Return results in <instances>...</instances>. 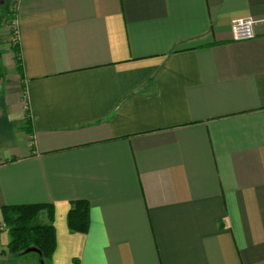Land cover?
<instances>
[{"label":"crops","instance_id":"crops-1","mask_svg":"<svg viewBox=\"0 0 264 264\" xmlns=\"http://www.w3.org/2000/svg\"><path fill=\"white\" fill-rule=\"evenodd\" d=\"M16 26L0 219L53 206L52 264H264V0H18Z\"/></svg>","mask_w":264,"mask_h":264},{"label":"trees","instance_id":"trees-1","mask_svg":"<svg viewBox=\"0 0 264 264\" xmlns=\"http://www.w3.org/2000/svg\"><path fill=\"white\" fill-rule=\"evenodd\" d=\"M5 10L7 11L8 20L12 18V23L16 24V12L18 0L15 7L12 8L11 0H3ZM15 33L18 31L17 26L13 27ZM16 41V40H15ZM12 44L11 49L16 62V69H21V55L19 48V38ZM26 95L24 100L26 102ZM28 119V118H27ZM45 212L47 214L48 223H40V216ZM55 211L53 206L49 205H28V206H12L2 209L1 220L10 228L9 233L11 241L7 246V251L1 254H9L10 256H21L24 251L35 247L42 252V258L46 264H52L53 256L57 249V232L54 227ZM67 225L72 233H87L90 226V205L87 201L79 200L71 204V208L67 215ZM36 254V253H35ZM38 264L40 257L38 254Z\"/></svg>","mask_w":264,"mask_h":264},{"label":"rangeland","instance_id":"rangeland-1","mask_svg":"<svg viewBox=\"0 0 264 264\" xmlns=\"http://www.w3.org/2000/svg\"><path fill=\"white\" fill-rule=\"evenodd\" d=\"M0 0V91L6 88L8 82L12 79L14 74V68L11 65V61L8 57L11 54V50L8 47L9 44L12 46L14 41L18 40L19 33H15L13 27L16 24L12 23V18L9 20L5 5H2ZM16 0L9 1L11 7H15ZM15 41V42H16ZM43 215V214H42ZM40 223L46 224V218L40 216ZM9 226L0 219V264H38V258L35 253L23 254L21 256H10L9 254H1L3 251H7L6 248L11 241L9 233Z\"/></svg>","mask_w":264,"mask_h":264},{"label":"built area","instance_id":"built-area-1","mask_svg":"<svg viewBox=\"0 0 264 264\" xmlns=\"http://www.w3.org/2000/svg\"><path fill=\"white\" fill-rule=\"evenodd\" d=\"M255 22L254 19L250 18L236 19L232 26L234 41H246L255 38ZM16 33L18 34V31Z\"/></svg>","mask_w":264,"mask_h":264},{"label":"water","instance_id":"water-1","mask_svg":"<svg viewBox=\"0 0 264 264\" xmlns=\"http://www.w3.org/2000/svg\"><path fill=\"white\" fill-rule=\"evenodd\" d=\"M3 3H4V1H2V4ZM28 253H36V254H38L39 257H40V264H46L45 260L42 258V252L38 248H35V247L29 248L26 251H24L23 254H28Z\"/></svg>","mask_w":264,"mask_h":264}]
</instances>
